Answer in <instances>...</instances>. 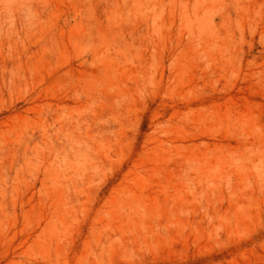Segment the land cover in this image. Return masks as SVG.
I'll use <instances>...</instances> for the list:
<instances>
[{"label": "rangeland", "instance_id": "374dc122", "mask_svg": "<svg viewBox=\"0 0 264 264\" xmlns=\"http://www.w3.org/2000/svg\"><path fill=\"white\" fill-rule=\"evenodd\" d=\"M0 264H264V0H0Z\"/></svg>", "mask_w": 264, "mask_h": 264}]
</instances>
